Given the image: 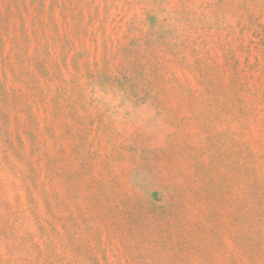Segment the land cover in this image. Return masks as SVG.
<instances>
[{
  "label": "rangeland",
  "instance_id": "rangeland-1",
  "mask_svg": "<svg viewBox=\"0 0 264 264\" xmlns=\"http://www.w3.org/2000/svg\"><path fill=\"white\" fill-rule=\"evenodd\" d=\"M0 264H264V0H0Z\"/></svg>",
  "mask_w": 264,
  "mask_h": 264
}]
</instances>
